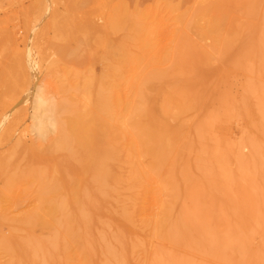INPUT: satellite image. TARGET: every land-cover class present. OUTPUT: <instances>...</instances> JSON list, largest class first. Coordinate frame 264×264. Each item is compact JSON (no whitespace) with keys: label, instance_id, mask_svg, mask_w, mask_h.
<instances>
[{"label":"bare ground","instance_id":"1","mask_svg":"<svg viewBox=\"0 0 264 264\" xmlns=\"http://www.w3.org/2000/svg\"><path fill=\"white\" fill-rule=\"evenodd\" d=\"M259 1L99 0L102 33L92 38L101 50L93 58L99 69L71 70L77 84L57 87L62 100L55 116L43 117L41 99L34 100L31 128L38 140L26 138L25 104H3L0 139L10 135L8 154H0L5 264H224L229 258L264 264L261 160L251 164L241 154L245 144L260 154L259 138L222 146L213 136L224 113L261 120L262 85L248 84L256 93L251 107L222 92V113L204 110L221 92L222 66L212 54L221 56L223 66L242 65L260 75L264 9L261 23L254 21ZM23 2H2L0 11ZM189 135L191 151L184 147ZM228 156L241 161L238 180L226 167ZM250 164L257 171L242 170ZM36 183V208L11 219L4 203L18 204ZM6 222L13 234L2 231ZM53 222L59 227L49 239L31 235ZM254 231L263 236L259 248L250 244ZM137 250H144L139 262Z\"/></svg>","mask_w":264,"mask_h":264},{"label":"rangeland","instance_id":"2","mask_svg":"<svg viewBox=\"0 0 264 264\" xmlns=\"http://www.w3.org/2000/svg\"><path fill=\"white\" fill-rule=\"evenodd\" d=\"M0 1L4 2L5 5L8 4V0ZM2 2H0V4H2ZM98 7L99 0H47L46 2L45 0H24L20 5H9L6 10L0 11V110L2 111L0 117H2L4 111V102L10 104L15 102L19 104V102H23V104H25L24 118L27 125H29L28 131L26 132L28 142H34L35 139L38 140L31 128V124L34 122L33 116L36 113V99H41L40 102L42 103L38 113H41L43 117L55 116V107L62 100L57 87L61 84H77L75 76H72L71 70L75 67L85 72L87 70V72H89L93 69H99L98 64H94L93 58H97L101 54V50L99 45L92 42L93 37L98 38L102 33L103 19ZM262 9H264V0H260L256 8L254 21L257 24L261 23L258 17ZM245 21L248 20L246 19ZM262 25L264 29V23ZM210 43L211 41L207 40L206 44L209 45ZM74 50L76 52H74ZM263 50L264 49H262L260 56V75L255 74L257 73L256 71L252 72L247 70L242 65L223 66L221 61L218 60L221 56L215 53L211 55L216 65L222 66L219 72L220 85L217 87V89L220 88L219 90L221 92L215 95L216 98L210 99L211 102L210 100L207 102L204 110L209 112L214 111L216 114L222 113L220 106L222 105V98L220 99V96L224 95L221 94L222 92L228 93V96L237 100L239 104L245 102L247 107H251L256 102V93L249 92L248 84L257 81L260 86L262 85L261 122L254 119L251 120L250 114L247 115L246 113L237 111H233L234 113L230 115L224 113L223 121L216 125L213 136L216 137L222 146H225L227 142L236 144L244 142L249 137L258 136L260 154H255L251 146L247 144H245L246 146L243 145L241 154L245 159H248L251 164L259 162L258 159L260 157L261 163H259L264 172ZM74 53L79 55L77 56V61L72 63L71 60L73 61ZM248 57L249 56H242L241 60L244 58L246 60ZM90 59L93 61L91 62ZM12 88L13 91L11 90ZM14 88L18 90L14 92ZM69 96L70 98L77 97L73 92L70 93ZM217 101H220V103ZM177 123V120L171 119L172 125H177ZM192 123L193 120L189 119L188 125ZM47 129L52 136L55 134L54 127L49 125ZM15 133L16 136H14L13 140L18 138L17 132ZM6 137H10V135L2 136L0 139V154L2 157L6 156L9 152L7 147L10 140L8 141ZM193 141L192 135L186 137L184 147L187 151H191V149L187 147L191 146V144L194 143ZM205 142L206 144L208 143L209 146L212 145L209 135ZM251 164L248 168L242 170L250 172L257 171ZM226 167L232 175L236 176V180H238V174L242 168L241 161L236 160L233 156H228ZM263 172L260 170L259 174H262V178L264 179ZM2 183L3 181L0 179V186L3 185ZM29 185L27 187L29 193L26 198L21 200L18 204L13 196L10 198L11 201L17 205L10 206L11 204L9 202L6 204L4 203L5 208L10 207L8 213L11 219H22V217L29 214L30 211L38 205V198L33 190L37 183L35 185ZM260 188L264 190V180L262 181V179ZM93 198L94 197L89 196L91 200L88 199L89 203L95 204L96 199ZM110 207H112L111 209L115 208L112 205H110ZM157 210L158 208L155 207V212L153 213H156ZM111 214H117V212L114 211L111 212ZM107 216L109 217L110 215ZM11 223H4L2 226L3 229L1 228L2 231L9 234L12 231L9 226ZM109 224L110 223H108V225ZM108 225L106 226L108 227ZM113 226L110 224L108 229L112 230L114 228ZM58 227V222H53V225L49 228L38 226L31 235L35 238L47 240L52 234V229ZM11 233L13 234L14 232ZM15 233L26 235L28 232L23 231L20 233L16 231ZM199 234L202 236L201 233ZM262 237L263 236L259 234L258 231H254L250 240L252 247L259 248L263 241V239L261 240ZM77 252V247L71 249L72 254L76 255ZM143 255L144 250H137L134 256L135 262H139ZM6 257L7 256L0 247V264H5ZM235 263L236 260L230 258L224 262V264Z\"/></svg>","mask_w":264,"mask_h":264}]
</instances>
